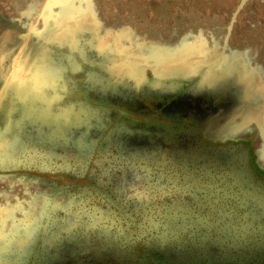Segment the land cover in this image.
<instances>
[{"label":"rangeland","instance_id":"rangeland-1","mask_svg":"<svg viewBox=\"0 0 264 264\" xmlns=\"http://www.w3.org/2000/svg\"><path fill=\"white\" fill-rule=\"evenodd\" d=\"M245 62L264 82V0H0V264H150L149 253L221 263L235 217L216 208L252 198L243 203L263 215L264 199L253 188L241 196L242 144L229 139L213 157L189 140L243 136L226 90L232 81L240 90ZM111 89L130 96L115 105L132 113L141 97L149 114L167 102L166 120L189 113L193 129L164 141L111 136L99 149ZM257 118L250 151L264 168V108ZM87 182L109 200L77 185ZM251 217L246 233L258 227ZM202 231L210 239L201 245L193 233Z\"/></svg>","mask_w":264,"mask_h":264},{"label":"flooded vegetation","instance_id":"flooded-vegetation-1","mask_svg":"<svg viewBox=\"0 0 264 264\" xmlns=\"http://www.w3.org/2000/svg\"><path fill=\"white\" fill-rule=\"evenodd\" d=\"M243 68H244L243 75L240 77V80H238V83L240 85L239 86L240 90H235V88L237 87L236 86L237 84L233 81L230 82L231 86L228 85L227 90H226V94L228 95L227 104L229 105L228 112L234 108H237V109L239 108L240 116H244L247 120L246 126L242 129V132L246 133L247 138L244 140L240 139V140H237V142H233V143L242 144L246 148V151L249 156L248 160L246 158L245 153H243L241 157L242 160H244L242 162L244 166L243 168L240 167V169H242L245 172V174L241 176L247 177V180H248V184L243 183L244 186L242 188L241 196L245 195L249 190H251V188H253L251 190L253 192V195H260L264 199V168L259 167L258 164L254 161V158L250 151V143L252 140L251 137H254V136H251V135L249 136V133L251 131L254 133V135L259 133V124L257 122V119H258L257 112L259 109L264 108V98L262 97V95H264L263 94L264 93L263 91L264 82L260 80V77L258 74L259 71H257V68L255 67V65L250 66L247 69L246 62H245L243 64ZM3 73H6V72L4 71ZM132 92H137V91H132ZM109 93L107 95H109L110 98L112 99L113 106H108L107 104H104L103 101L106 98V96H103V98L102 97L99 98L98 97L99 95L97 94V92H95L98 105L102 108L107 107V106H108L107 108H109L108 110L106 111L104 110L103 112H101L100 114L101 117H107L111 121V123L109 124V127L106 130L105 141L98 142L97 144L99 149H101V146L106 147V148L109 146L108 144L110 143L111 136H112V139L114 140H118L119 138L123 140V139H126V137H128L125 135H128L129 133L140 132L142 134H145L146 136L153 137L160 141L161 140L164 141L165 138H168V140H170L169 133L170 131L174 129L184 130V129H191L193 127V124H192L193 116L189 113L187 115L182 114L179 110H176V112L174 113V116H176L178 120L167 121L166 115L168 113V109H169L168 107L171 106V105H167V102H164L165 104L163 107H161V109L156 110L158 113L156 111L154 112L151 111L149 114L148 112L149 110H146V108H143V107H146V103L149 101L147 97H141L140 101H138L139 105L135 107L137 111L135 113H132L128 107H122L119 105H115V103L120 102L121 100H126V102L130 101L131 100L130 96L123 94L119 90L115 93L111 89ZM138 93L144 94V96H149V97H153L157 95L165 96L166 98L168 97L161 93H157V94L152 93V92L150 93L138 92ZM178 98L179 97H177L176 100H174V102L177 101ZM127 114L132 116L133 121H130V122L128 121V119L130 118L127 116ZM185 118H190V120H188V122L186 123L183 121V119ZM180 133L181 132L179 131L178 134ZM121 134H124V135L121 136ZM193 136L192 135L190 136L191 139L189 141L196 142L197 144H199L201 150H203L204 152L208 154H211L213 157H215V155L219 153L216 149L217 146H220V145L225 146L229 143H232L229 140L225 142H221V143H211L205 140L202 136H196V137L194 136L195 138H193ZM93 156H96V155L94 154ZM249 163L251 165H249ZM235 167L239 169L237 165ZM199 183H201V181H199ZM77 185H81L82 187L87 185V187L94 192L93 196L95 198H99L101 200H106V201L109 200V198L107 197L105 193L100 192L94 185L90 184V182H87L86 184L77 183ZM249 185H251V187H249ZM200 186L202 187L201 184H196V186H194V188L192 189L197 191V189H199ZM240 189L241 188H236V193L238 197L235 196V199L240 198L239 196ZM202 190L206 193L212 192L211 191L212 189L210 190L206 187L205 188L202 187ZM208 193L206 195H208ZM191 194H192L191 192L187 191L185 194L186 195L185 197L186 198L191 197ZM244 199H243V202H246V200ZM250 199L252 198H249V200ZM236 202L225 204L223 207L221 206V204L220 205L218 204L219 207H221L222 209L224 208L223 211L221 209L219 210V208H216L218 209L217 210L218 212H216V214L222 215L223 217L224 216L227 217L229 216V214H232V216L235 217L234 222L228 223V226L230 227L229 235L223 238L222 240L223 244L225 242L229 244L231 243V246H229L228 250L225 249L224 247L222 248V251H223L222 253L225 258L223 259L222 257L221 259H219L218 261H221V263L219 262V264H223V262H230V261L233 262L234 264H264V235H262L261 232H260L261 234L258 232L256 233V228H253V231L248 230L246 233V229L249 226L246 223L248 220L247 218L251 216H253L254 218L256 217L255 220L253 217H251L252 218L251 220H253V223L256 220L264 222V220L260 219V217L264 219V213L263 215H261L262 213L260 214V212L257 213V211H255L253 207L247 206L246 205L247 202L243 203L242 200L239 205H237L238 202L237 203ZM212 206L214 205L212 204ZM225 206H227V208ZM261 206H262V210L264 211V205H261ZM263 222H259L260 225L258 227H260L261 225H264ZM221 223L222 221L217 222L218 228L221 226ZM253 225L256 226V224H253ZM218 231L220 230L218 229ZM203 234H205V231H202L201 233L199 232L193 233V237L196 238L195 240L200 241L201 245L205 243L204 240L210 239L209 235L207 237ZM209 234L211 237H213L212 235H214L212 230H210ZM257 235H262V236L258 237ZM237 236H240L239 240L234 239ZM219 239L220 238H217L215 240L218 241ZM209 244L210 242L208 241L207 246H206L207 248H205L206 251L209 247L208 246ZM136 247L142 248L141 246H136ZM203 247L204 245L201 246L202 250H203ZM140 252L142 254V249H140ZM229 253L230 255H228ZM204 254L205 253L202 254L203 259H205V257H203L205 256ZM140 256L141 255H139L138 257ZM147 260H150L149 263L152 262L153 264H167V261L164 259L163 253L161 255L159 254L153 255L149 253Z\"/></svg>","mask_w":264,"mask_h":264},{"label":"water","instance_id":"water-1","mask_svg":"<svg viewBox=\"0 0 264 264\" xmlns=\"http://www.w3.org/2000/svg\"><path fill=\"white\" fill-rule=\"evenodd\" d=\"M246 59H248V57L246 56ZM259 74V73H258ZM231 113V112H230ZM234 114V115H233ZM232 118L234 117V118H236V117H239L240 116V112H239V108H238V111L236 112H232V114L230 115ZM238 127H236L235 129H237ZM234 129V130H235ZM247 138V135H246V133H243V136L242 137H237V138H228V139H223V141H221V140H219V141H217V142H215V143H220V142H225V141H227V140H234V141H237V140H244V139H246ZM255 141V140H254ZM247 152V151H246ZM254 153V156L256 157V150H255V152H253ZM258 156V155H257ZM246 158H247V160H248V158H249V156H248V154L246 153ZM249 165H251L250 163H249ZM249 187H251V185H249ZM258 252H260V251H258ZM257 252V253H258Z\"/></svg>","mask_w":264,"mask_h":264},{"label":"bare ground","instance_id":"bare-ground-1","mask_svg":"<svg viewBox=\"0 0 264 264\" xmlns=\"http://www.w3.org/2000/svg\"><path fill=\"white\" fill-rule=\"evenodd\" d=\"M242 75H243V73H242ZM229 117H231V116H229ZM236 118H239L238 123H239V125H241L242 128H244L246 126V121H247L246 118L244 116H239ZM257 151H258V157L261 159L262 162H264V151L262 149H260V147H258V146H257Z\"/></svg>","mask_w":264,"mask_h":264},{"label":"trees","instance_id":"trees-1","mask_svg":"<svg viewBox=\"0 0 264 264\" xmlns=\"http://www.w3.org/2000/svg\"><path fill=\"white\" fill-rule=\"evenodd\" d=\"M140 249L143 250L144 248H143V247H142V248H140V247H139V248H138V247H134V248H133V256L136 257V256L141 255ZM138 254H139V255H138ZM150 264H153V263L151 262Z\"/></svg>","mask_w":264,"mask_h":264},{"label":"crops","instance_id":"crops-1","mask_svg":"<svg viewBox=\"0 0 264 264\" xmlns=\"http://www.w3.org/2000/svg\"><path fill=\"white\" fill-rule=\"evenodd\" d=\"M262 187H263V186H262ZM262 211H263V210H262ZM259 222H263V221H258V220L255 221L256 226H259V225H258V224H260ZM256 226H255V227H256ZM261 226L263 227V225H261ZM262 227H261V229H260L259 227H256V233H257V232H258V233L263 232V231H262ZM260 234H261V233H260ZM262 235H264V234L262 233ZM262 235H257V236L259 237V236H262Z\"/></svg>","mask_w":264,"mask_h":264}]
</instances>
